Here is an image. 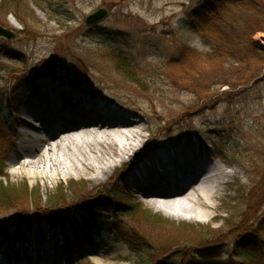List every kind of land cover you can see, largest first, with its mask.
I'll return each mask as SVG.
<instances>
[{
    "label": "rangeland",
    "instance_id": "rangeland-1",
    "mask_svg": "<svg viewBox=\"0 0 264 264\" xmlns=\"http://www.w3.org/2000/svg\"><path fill=\"white\" fill-rule=\"evenodd\" d=\"M22 1L25 14L12 9L6 16L0 7V26L17 35L15 40L0 38V166L6 168L8 178L4 180L8 186L28 183L34 188L37 200L43 198L37 202L44 218L53 210L82 209L94 203L98 204L94 210L102 214L92 221L93 227L87 226V237L70 225L60 227L57 233L45 228L50 240L58 234L62 241L50 258L36 264H185L195 260L191 253L196 246L215 248L219 262L264 264V234L249 231L260 223L264 230V31H259L264 28V0H222L215 8L218 18L237 30L238 46L233 52L247 60L244 66L230 59L213 61L215 64L210 60L222 40L216 43L214 38L205 37L189 19V13L207 0ZM101 8L108 10V17L94 27L86 26V18ZM228 50L225 46L224 51ZM185 51L193 55L188 60L191 82L186 84L179 82L174 76L177 71L168 66L170 61L180 60ZM116 56L131 64L140 84L117 70ZM44 67L50 74L40 77ZM46 79L64 88L80 86L82 91L93 92L96 100L102 95L121 111L139 112L143 120L147 117L140 109L151 111L154 105L166 114L163 124L169 126L165 130L168 136L156 147L141 145L97 187H92L88 177L77 175L72 163L62 157L56 160L65 162L66 169H58L55 160L38 172L42 176L33 179L30 174L35 170L11 163V159L17 154L13 146L19 147L21 141L16 132L21 128L16 122L21 108L31 100V89ZM80 89L77 87L78 92ZM193 140L205 145L207 152L212 149L211 164L220 167L230 181L222 186L206 215L201 210L184 215L178 212L182 216L177 218L167 215L169 211L153 210L135 184L121 183L127 172L147 163L150 155L164 149L173 151ZM110 192L117 193L113 196L116 201L137 206L111 212L106 204H100L111 197ZM57 202L59 207H54ZM28 207L24 205L18 214L0 213V224L12 232L15 219L29 213ZM150 213L169 226L157 229L146 220ZM180 225L185 230L179 231L180 236L198 234L204 227L217 237L202 246L167 244L179 235L174 230ZM117 229L124 234L120 240L114 236ZM130 232L144 239L141 248L127 237ZM247 249L253 252L251 258L245 257ZM177 251L191 256L174 255ZM9 264L34 261L14 256Z\"/></svg>",
    "mask_w": 264,
    "mask_h": 264
},
{
    "label": "bare ground",
    "instance_id": "bare-ground-1",
    "mask_svg": "<svg viewBox=\"0 0 264 264\" xmlns=\"http://www.w3.org/2000/svg\"><path fill=\"white\" fill-rule=\"evenodd\" d=\"M30 93L31 100L24 103L21 116L16 121L21 127L19 131L16 130L21 141L19 147L13 146L17 154L12 157L11 163L35 170V173L30 174L33 179L42 176L39 171L62 157V160L72 163L77 175L88 177L92 187H97L109 180L141 145L142 148H153L163 143L168 136L165 130L169 126L163 124L166 114L157 111L154 105L151 111L140 109L147 117L143 120L139 112L135 111L107 114L103 112L107 101L104 96L98 93L99 98L96 100L95 97L84 95L81 90L78 92L75 85L64 88L50 79L41 81ZM40 95L44 98L40 99ZM69 108L75 113L67 120L62 112ZM58 118L59 121L56 120ZM31 120L41 122L43 126L32 128ZM48 121L57 122V127H49ZM167 150L150 155L147 163L127 172L121 183L135 184L141 190L147 207L153 210L169 211L167 215L177 218L182 216L178 212L184 215L201 210L206 215L213 208V201L222 186L230 182L229 177L207 159L188 157L184 151L179 153L183 162L177 175L166 170L164 172L171 174L169 177L176 182V176H179L189 186L179 188L175 184L166 186L162 182L157 183L154 172L146 174V171L161 155L165 156ZM67 167L65 162L58 161V169ZM140 178L142 181L138 182ZM179 191L182 196L178 195ZM196 197L197 203L194 201ZM175 212L178 214L175 215ZM95 263L104 264L101 261Z\"/></svg>",
    "mask_w": 264,
    "mask_h": 264
},
{
    "label": "trees",
    "instance_id": "trees-1",
    "mask_svg": "<svg viewBox=\"0 0 264 264\" xmlns=\"http://www.w3.org/2000/svg\"><path fill=\"white\" fill-rule=\"evenodd\" d=\"M222 0H207L205 5H200L196 8H194L189 13V19L191 21L192 26L195 30H200L205 37H211L214 38V42L218 43L221 41V44L219 43V47L215 48V53L210 60L213 62H219L222 60L225 61V59H230L234 61L238 65H246L247 60L242 58L241 53H236L233 51L238 45H237V30L235 31L230 25H228L226 22H223L221 18L219 19V14L217 11H215V8L217 7V2H221ZM242 1H248V0H242ZM248 2H251L249 0ZM0 7L2 10H4L6 16H9L11 14L10 10H15L16 12L26 13L25 7L26 5L23 3L22 0H2L0 3ZM261 16V14H260ZM229 18V16L225 17ZM222 21V22H221ZM259 31H264V28H262ZM256 30L253 31L252 34H254ZM211 34V35H208ZM252 39V38H251ZM254 43V42H252ZM228 51H224L225 46ZM193 56L192 54L188 53V51H185V53H182V58L179 60H172L168 64L169 68H172L176 70V76L177 80L181 83H190V74H192V66H189L188 60L190 57ZM115 60L117 61V70L121 72L123 75H125L131 82L135 84H140V81L135 77L133 67L131 64L122 56H116ZM215 62H213L215 64ZM41 72L46 71V68H42L40 70ZM40 74V73H39ZM194 74V73H193ZM198 91V88L195 89ZM195 92V91H194ZM4 179L7 178L6 168L3 166H0V213L8 212V211H15L18 213H22L24 208L22 207L29 206V213L21 216V214L15 219L14 221V229L13 234L11 235L9 231L0 224V263L6 262L7 256L10 254L11 249H14L19 254H21L23 249L29 248V250H32L33 246L30 241V235H31V229L34 222H36L40 227L41 231L38 234V238L36 240V245L39 251V254H45V251L48 249L46 248L48 246L47 243V235L43 234V225L45 223H48L50 225H58L61 223L67 224L69 218L76 217L77 220H80L82 225H85V221L89 219V217H93L95 213H98L95 208L98 207V204H89L87 207H83L82 209L76 208L74 210H68V208L64 207L63 209H58L57 211H52L50 216L48 218H44L42 209H39L38 205L39 201L42 202L43 198L39 196V200L36 198V190L34 188H31V186L28 183H24L21 186L10 184L7 185L8 182H5ZM4 180V181H3ZM17 190V191H16ZM19 191V192H18ZM21 192V193H20ZM113 193V192H110ZM21 194V195H20ZM117 193H113L110 198L106 199L105 201H101L100 204L112 206L114 204H117L119 206H125V204L120 201H116L113 196ZM20 195V196H18ZM58 199V198H56ZM38 201V202H37ZM37 202V203H36ZM60 203V202H59ZM37 204V205H36ZM51 204V202H50ZM54 207H59L58 202L57 204H54ZM61 207V206H60ZM84 219V222H82ZM146 220L155 226L157 229L164 228L165 226H169L166 224V220H161V218H158L156 214L152 216L150 213ZM73 221V220H72ZM87 223V222H86ZM174 225V224H171ZM226 226L229 228L232 227L230 223H227ZM183 228V225H180L177 229L178 231L174 230V233L177 232L179 235H177L175 238H172L167 244L172 245H204L205 242H209L211 239H215L217 235L210 231L205 230L204 227L200 228V231L198 234H194L192 236H180V232ZM176 229V228H175ZM209 229V228H208ZM185 232V230H183ZM249 231L253 232H259L264 234V230L262 228V223H260V226L252 230V228ZM119 235L124 236V234L121 232ZM128 238H131L133 242L136 244L137 247L141 248L140 243H145L144 239L139 235L135 233H128ZM165 244V243H164ZM194 248V247H193ZM215 248H196L193 250V253L191 255L195 260H190L185 262V264H228L225 262H219L218 259V252L215 251ZM245 257L251 258L253 256V252L251 249L245 250ZM181 254L182 257H185V255H190L187 251L182 252H175L174 255ZM150 255V254H149ZM173 255V256H174ZM165 261V260H164Z\"/></svg>",
    "mask_w": 264,
    "mask_h": 264
},
{
    "label": "water",
    "instance_id": "water-1",
    "mask_svg": "<svg viewBox=\"0 0 264 264\" xmlns=\"http://www.w3.org/2000/svg\"><path fill=\"white\" fill-rule=\"evenodd\" d=\"M108 15H109L108 10L106 8H101L95 13L88 16L86 18L85 24L88 27L98 25L100 22L105 20L108 17ZM0 38H7L9 40H15L17 38V35L0 26Z\"/></svg>",
    "mask_w": 264,
    "mask_h": 264
}]
</instances>
